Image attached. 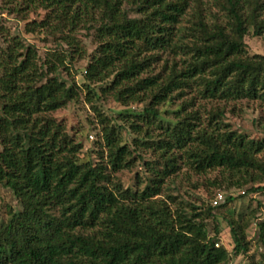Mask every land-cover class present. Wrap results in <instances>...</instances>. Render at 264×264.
<instances>
[{
    "label": "trees",
    "instance_id": "trees-1",
    "mask_svg": "<svg viewBox=\"0 0 264 264\" xmlns=\"http://www.w3.org/2000/svg\"><path fill=\"white\" fill-rule=\"evenodd\" d=\"M215 1L223 17L205 6ZM2 2L8 13L44 9L45 18L26 29L59 34L70 50L54 52L47 69L36 47L20 39L0 51V183L21 204L0 222V264H230L246 251L241 216L228 221L231 251L208 234L205 220L223 201L188 213L158 196L181 162L198 174L220 169L238 185L253 183L244 194L264 190V140L228 129L221 110L205 123L183 98L191 92L193 99L264 102V55L249 54L245 41L251 29L264 34V0ZM87 25L99 41L85 70L89 96L147 102L133 116L163 129L159 141L140 142L161 157L142 162L152 175L144 188L141 177L125 187L115 176L132 168V151L106 116L99 113L104 143L97 162L80 161L82 145L49 116L79 97L81 87L60 68L84 57L74 33ZM163 55V69L154 73ZM91 83L101 84V94ZM181 98L177 120L165 125L158 106ZM258 227L264 241V219Z\"/></svg>",
    "mask_w": 264,
    "mask_h": 264
},
{
    "label": "rangeland",
    "instance_id": "rangeland-1",
    "mask_svg": "<svg viewBox=\"0 0 264 264\" xmlns=\"http://www.w3.org/2000/svg\"><path fill=\"white\" fill-rule=\"evenodd\" d=\"M216 3L217 1L212 5L205 6L208 10L223 17L224 13L218 9ZM131 14L137 16L135 12ZM45 16L46 11L42 8L30 11L26 15L16 12L8 13L0 0V51L6 50L14 39H20L25 45L30 44L36 47L38 63L45 64L44 68L47 69V61L52 58L54 52L65 53L70 48L61 42L59 34L50 35L44 30L30 32L26 29L29 22L41 21ZM95 31V26L88 28V25L79 27L75 31L76 38L86 51L85 55L82 58L76 56L71 60L68 58L66 66L61 67L60 70L64 78L69 82H76L81 87L80 94L76 100L51 112L49 116L62 123L69 136L76 143L82 145L79 154V159L82 162L99 161L98 153L104 143L103 126L99 113L106 116L111 125L117 127L122 139L121 143L129 146L132 151L130 155L133 163L132 168L122 170L115 176L125 187L134 186L138 177H141V187L144 188L152 175L145 170L142 162L144 160H161V157L159 151L143 147L140 142L142 140L159 141L164 137L163 129L157 123L148 127L139 117L133 116L132 113H140L147 102L126 105L124 102L118 101L113 94H101L100 83H91L92 88L98 89L101 94L100 98L89 96L85 86V83H88L85 79V70L99 46ZM245 41L249 54L264 55V34L256 35L251 29L246 35ZM165 58L166 55H163L162 61L156 64L154 73L163 69ZM193 95L188 92L183 97L191 102L188 110L201 112L205 123L213 114L221 110L223 114L221 120L227 124L228 129L244 133L250 138L264 140L263 101L248 98L205 100L196 97L193 99ZM183 98L158 106L166 119L163 122L165 125L167 120L172 122L177 120L178 114L175 111ZM120 113L128 114L121 115ZM137 123L140 128L133 126ZM238 181L237 176H231L220 169L198 174L181 162L179 174L166 179L162 194L158 197L173 209L178 207L188 213H195L206 211L214 203L216 195L222 193L224 195L223 202L213 210V216L205 220L209 236L217 239L216 246L223 245L231 251L233 238L228 221L241 216L246 222L245 239L248 247L238 257H234L230 264H264V241L260 237L258 227V223L264 219V190L244 194V191L249 189L253 183L238 185L236 184ZM230 196L233 197V200L227 203L226 199ZM12 210H21V204L12 190L0 183V222L6 221Z\"/></svg>",
    "mask_w": 264,
    "mask_h": 264
},
{
    "label": "built area",
    "instance_id": "built-area-1",
    "mask_svg": "<svg viewBox=\"0 0 264 264\" xmlns=\"http://www.w3.org/2000/svg\"><path fill=\"white\" fill-rule=\"evenodd\" d=\"M224 200V195L222 193H218V195L214 199V204L217 205Z\"/></svg>",
    "mask_w": 264,
    "mask_h": 264
}]
</instances>
